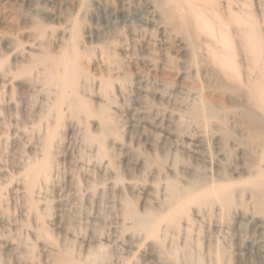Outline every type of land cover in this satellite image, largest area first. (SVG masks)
I'll use <instances>...</instances> for the list:
<instances>
[{"label":"rangeland","instance_id":"374dc122","mask_svg":"<svg viewBox=\"0 0 264 264\" xmlns=\"http://www.w3.org/2000/svg\"><path fill=\"white\" fill-rule=\"evenodd\" d=\"M229 1L264 34V0ZM153 6L0 0V264H264V214L251 196L264 161L240 122L244 107L264 113L249 101L239 34L228 32L242 70L232 93L204 59L205 33L188 27L191 39ZM73 45L86 107L56 110L53 73L24 67ZM41 160L30 186L26 168ZM216 176L233 182L237 205L188 203L178 226L135 227L130 207L155 216L172 207L169 182Z\"/></svg>","mask_w":264,"mask_h":264},{"label":"bare ground","instance_id":"6f19581e","mask_svg":"<svg viewBox=\"0 0 264 264\" xmlns=\"http://www.w3.org/2000/svg\"><path fill=\"white\" fill-rule=\"evenodd\" d=\"M153 1L155 7L158 8L159 12L161 11V14L167 21L170 24H175V28L178 30L180 28L182 29L181 31H189L188 34L191 39H195L196 34L195 32L191 34L188 27L194 26L196 31L205 33L207 44L203 48V56L205 57L203 58L208 60L213 68L217 69L218 74L223 80L222 88L224 90H231L232 93H237L241 90L239 73L242 70L236 60V55L238 57L239 50H241V53L245 57L244 59L247 61L246 68L249 70L245 81L249 92V101L264 113V34L261 33L252 13L241 10L242 7L239 3H236L238 4L237 6L235 5L236 9H232L233 4H228L230 3L229 0ZM155 7L153 6V8ZM233 29L238 32L239 38L242 41L237 51L228 33L231 30L234 32ZM79 54L78 48L73 45L71 49L62 52L56 58L49 54H43L42 56H38L32 65L24 67L26 71L33 65L40 64L44 67L43 69H48L47 71L51 74L53 73L52 79L55 80L54 83L60 89L52 106L56 110H59L61 104L65 101L69 106L74 108L86 107L84 99L80 98L77 92L76 67L71 63L79 57ZM195 58L202 60L200 54H197ZM55 63L58 66H54V68L60 69L53 72L52 66ZM51 74L48 75L50 76ZM202 105L203 107H208L204 106V104ZM202 113L204 116L216 117V113L213 111ZM198 114L196 113L197 116ZM240 118V122L248 128L246 134L251 146L257 147L260 145L262 154L259 156V159L264 161V119H261L249 107L243 108ZM221 120L224 121L225 119ZM103 123L105 124V121ZM224 124L227 126L224 129V135L229 137L231 135L230 128L226 122ZM101 130L97 139L102 147V137L107 132L104 128ZM235 142L237 144L240 143L238 140H235ZM45 164L41 160L26 168L27 175L30 177V186L34 185L36 178L41 174L40 170L46 168ZM253 175L255 179L251 181L256 187V191L251 194L253 203L255 204L254 210L264 214V169H257ZM225 179L224 176H216L213 180L201 177L194 182L191 181L187 186L171 181L172 185L169 182V186L173 188L170 189V193L174 202L168 212L155 216L152 209H147L139 214L134 207H130L128 213L134 220L135 227L147 232L148 230L153 232L154 229L152 227H155L156 222L159 221H164L166 226H178L179 219L187 217L185 205L188 203H195L197 206L213 204L214 202L229 207L234 203L237 205L236 195H234V184L232 181ZM59 260L62 264H78L72 262L67 257H61Z\"/></svg>","mask_w":264,"mask_h":264}]
</instances>
